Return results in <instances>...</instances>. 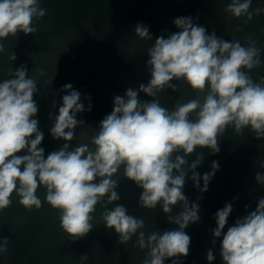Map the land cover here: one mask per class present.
I'll return each mask as SVG.
<instances>
[{
    "label": "clouds",
    "instance_id": "1",
    "mask_svg": "<svg viewBox=\"0 0 264 264\" xmlns=\"http://www.w3.org/2000/svg\"><path fill=\"white\" fill-rule=\"evenodd\" d=\"M252 2L231 0L224 11L247 24L254 16L264 15L262 7L250 11ZM39 5L40 0H0V41L20 33L34 34V22L46 15ZM173 24L178 31L167 38L161 34L147 49L148 82L137 89L129 87L124 96H114L112 111L91 137L81 132L80 139L87 138V142L75 147H70L75 130L86 124L77 114L91 111V97H84L88 101L85 107L81 93L71 83L63 85L59 92L65 94L58 111L55 115L50 111L48 118L54 121L51 137L64 143L46 157L40 147L44 133L36 118L37 79L28 76L24 64L9 69L10 78L0 81V212L11 206L13 194L26 210H40L37 191L43 188L44 203L59 212L60 227L72 243L92 232L99 205L104 210L98 222L114 230L118 244L126 245L136 236L133 246L146 250L142 264H164L169 259L171 264H182L191 245L185 229L200 220V205L189 203L185 184L190 179L201 193L197 199H201L219 170V163L213 161L211 171L201 176L196 169L203 154H196L190 164L187 157L197 148L218 154L219 140L228 128L236 135L248 129L255 139H264V77L254 80L250 75L264 65V48L250 35L242 45L239 40H225L215 30L209 33L191 16L177 17ZM134 32L142 41L153 39L149 27L142 23ZM4 51L0 43V54ZM16 59L15 52L8 55L10 63ZM35 71L37 78L46 75L41 69ZM53 80L45 81L46 85ZM173 81L185 82L197 96L177 101L170 110L162 106L159 95L166 89L177 91ZM141 93L152 99L141 100ZM51 107L57 109L56 103ZM260 167L264 168V162ZM121 169L123 177L141 189L138 205L149 210L159 205L167 223L177 228L145 234L144 219L128 214L124 205L116 203L121 196L116 190L119 182L113 177ZM255 181L264 185V173L257 172ZM177 205L182 211L173 215ZM232 211L229 202L213 217L212 244L220 239L222 264H264V197L258 199L254 210L227 226ZM8 246V238L0 237V258L10 255ZM206 259L208 264L216 259L212 249ZM87 260L86 253L80 256V264Z\"/></svg>",
    "mask_w": 264,
    "mask_h": 264
},
{
    "label": "water",
    "instance_id": "2",
    "mask_svg": "<svg viewBox=\"0 0 264 264\" xmlns=\"http://www.w3.org/2000/svg\"><path fill=\"white\" fill-rule=\"evenodd\" d=\"M231 0H40V7L46 15L34 22L37 31L25 36L8 37L0 41L4 53L0 54V81L10 78L21 64L28 68V76L37 79L39 93L34 97L39 112L37 119L44 133L40 147L45 157L57 150L64 141L54 140L50 128L54 121L49 120L51 111L55 115L65 93L59 92L63 85L71 83L81 93L82 102L87 107L85 96L91 97L92 109L77 114L78 120L86 124L77 128L76 138L70 147L87 142L80 139L81 132L88 136L94 134L99 122L112 111L114 96H124L131 87L137 89L147 83L150 74L146 71L147 49L155 39L163 34L165 38L178 31L173 20L177 17L191 16L194 22L205 27L209 33L225 40H239L242 45L245 37L251 36L258 41L257 46L264 48V15L254 16L247 24L242 19L230 17L224 11ZM264 8V0H253L250 11ZM142 23L149 27L153 39L142 41L135 36V26ZM240 31H236L237 28ZM67 49V50H66ZM15 52L17 59L10 63L8 55ZM58 59V60H57ZM264 61V52L261 53ZM35 69H41L45 76L37 78ZM254 80L264 77V65L250 73ZM52 84L45 81L51 80ZM177 91L166 89L159 95L162 106L173 108L177 101L187 102L197 94L183 81H173ZM141 100L151 97L140 94ZM55 102L57 109L51 107ZM91 125V127H89ZM220 152L212 155L207 148L196 149L187 157L189 164L196 154H203L202 164L196 169L201 176L211 171V163L217 161L219 170L210 181L208 191L203 194L194 188L188 179L184 194L189 203L200 205V220L189 225L185 231L191 237L187 258L182 264H208L206 253L212 249L216 259L212 264H222L219 255L220 239L213 246L211 230L216 227L214 214L232 203L228 225L242 217L247 211L255 209L258 199L264 197V185L255 181L257 172L264 173L260 164L264 162V139L257 140L254 133L245 129L236 135L228 128L219 140ZM23 154V153H21ZM123 170L113 178L118 180L116 189L121 199L116 203L124 205L128 214L143 218L145 234L153 231L172 230L177 225L167 223V216L158 205L149 210L138 205L141 189L123 177ZM191 173H189V176ZM203 182L201 180V187ZM37 195L42 201L40 210L28 211L19 204L13 194L11 206L0 212V237L9 240L10 255L0 258V264H80V256L88 255L85 264H142L146 250L134 247L136 236L126 244L117 243L114 230H107L99 223L103 208L97 206L94 213V228L85 238L72 243L60 227L59 212L44 203L45 189L39 188ZM248 205L246 209L245 206ZM114 205H109L113 207ZM182 211L180 205L173 208V215ZM227 226L225 231L227 230ZM164 264H171L165 260Z\"/></svg>",
    "mask_w": 264,
    "mask_h": 264
}]
</instances>
